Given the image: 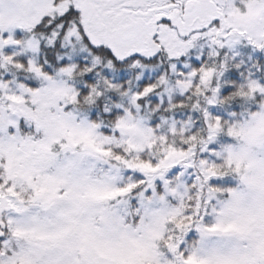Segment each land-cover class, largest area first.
<instances>
[{"label": "snow or ice", "instance_id": "1", "mask_svg": "<svg viewBox=\"0 0 264 264\" xmlns=\"http://www.w3.org/2000/svg\"><path fill=\"white\" fill-rule=\"evenodd\" d=\"M0 264H264V0H0Z\"/></svg>", "mask_w": 264, "mask_h": 264}]
</instances>
